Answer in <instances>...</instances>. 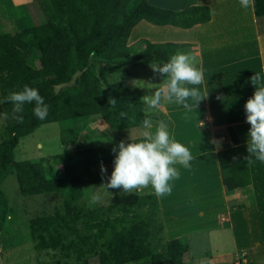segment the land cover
<instances>
[{
    "label": "trees",
    "instance_id": "obj_1",
    "mask_svg": "<svg viewBox=\"0 0 264 264\" xmlns=\"http://www.w3.org/2000/svg\"><path fill=\"white\" fill-rule=\"evenodd\" d=\"M32 3L44 15L39 25L33 24L26 7H18L12 0H0V11L19 26L16 33L0 32V112L6 114L0 141V177L15 175L24 198L57 199L51 212L29 219L36 252H60L76 264H90L92 258L100 264H189L185 261L191 250L189 238L167 239L159 199L151 187L145 193L114 194L108 207L88 206L87 190L103 182L101 163L105 168L114 166L113 148L122 141L141 142L143 136L109 146L68 151L40 161L45 164L51 160L52 165L48 166L51 170L62 167L58 176H50L47 166L44 175H38L36 165L42 163L17 161L15 151L22 138L47 124L64 125L60 139L63 146L79 141L80 134L66 124L80 119L99 117L114 132L142 128L145 118L142 94L123 82L110 81L111 69L130 64L142 68L153 63L163 65L177 52H190L191 46L186 43H154L144 38L131 44V39L135 40L133 34L144 22L183 30L209 24L213 20L211 7L199 4L174 11L155 6L151 0H32ZM253 7L261 23L264 0H255ZM25 85L38 89L49 106L46 119L34 115V103L25 104L22 113L13 111L14 105L7 97L11 92L22 91ZM59 87H63L60 92ZM111 98L116 99L114 106L108 102ZM159 120L167 123L163 111ZM247 147L232 146L229 140H224L218 152L231 212L250 204L237 203L234 199L237 192L252 193L250 205L257 204L251 161L246 159ZM8 204L6 198L1 200V221Z\"/></svg>",
    "mask_w": 264,
    "mask_h": 264
},
{
    "label": "crops",
    "instance_id": "obj_2",
    "mask_svg": "<svg viewBox=\"0 0 264 264\" xmlns=\"http://www.w3.org/2000/svg\"><path fill=\"white\" fill-rule=\"evenodd\" d=\"M30 1L17 2L14 0L16 5L23 2L28 4ZM182 1L178 6L168 5L162 0H151V3L174 11L183 10L192 5H208L212 9V22L205 24L207 26L201 25L190 30L164 27L162 29L167 30L170 37L157 42L186 43L191 45L190 48L194 47V43H200L203 59L199 67L203 68L204 81L208 79L207 87L201 90V94L202 97L208 96L198 106H195V101L189 99L188 103L192 106L191 112H187L181 105L171 104L170 106H174L179 112L176 116H174L175 109L165 113L167 123L169 118H173L175 140L188 147L193 156L196 157L191 161L190 168L175 165L180 172V178L170 181L172 185L171 195L158 198L165 224L166 237L168 240H175L191 236L192 233L221 230L223 229L222 222L227 215L230 225L228 229H230L233 236L236 250L245 251L250 261H259L264 259V251L261 252L260 250L264 247V184L263 187L258 186L260 189L259 195H261L259 199L262 203L258 202L257 205H248L247 208L242 210L230 211L218 160V152L221 149L218 143L222 144L223 141L217 139L214 131L216 127H220V124L226 126L231 123L232 125L228 126H237L236 132L239 130L242 134H247L248 138L250 125L245 123L246 114L241 112L240 106L236 105L239 98L235 97V93L238 86L248 87L249 90L254 89L253 93L256 91L251 83V78L258 74L255 71L257 68L264 67V34L261 33L264 27L259 29L258 24L260 21L255 16L254 7L245 9L241 6L239 0H185L187 1L185 3ZM243 19H245L244 22ZM231 20H233L231 24L228 23ZM228 24L230 25L228 26ZM156 28L159 29L160 27ZM234 52H237L238 57H233ZM239 80L242 82H239ZM261 84H264V71L257 87H260ZM188 86L189 88L196 87V85ZM210 87H213V90H210ZM210 101L213 104H210ZM219 103L222 104L220 108L225 106L227 109H218L217 104ZM203 111H206V114ZM229 111L233 112L232 116H228ZM205 117L208 120L211 118L215 120L212 123L214 128L208 124V130L199 131L197 129L199 121L201 122ZM237 143L238 139L235 138L232 146H237ZM244 143L246 144V142ZM240 145L242 144L240 143ZM246 145L248 146V143ZM251 160L254 162L255 170L260 169V161H255L254 157ZM253 172L252 169L254 183ZM255 172H257L256 176H259L258 171ZM262 180L264 181V177H262ZM151 190L153 191L152 188ZM190 194L192 196L189 200ZM247 210L257 211V217H253L254 222L250 221L258 231L257 241L253 240L252 234L248 233V227L243 222L240 227L242 226L245 235L242 233L240 239L237 236L239 228H237V223H234L235 217L246 214ZM212 220L214 222H211ZM220 220H222L221 227L216 228L215 226L220 224ZM189 230L191 232H188ZM260 252L263 253L262 256L255 259L250 258V255L255 256ZM223 255L217 256V258ZM195 262V260L192 261L193 264Z\"/></svg>",
    "mask_w": 264,
    "mask_h": 264
},
{
    "label": "rangeland",
    "instance_id": "obj_3",
    "mask_svg": "<svg viewBox=\"0 0 264 264\" xmlns=\"http://www.w3.org/2000/svg\"><path fill=\"white\" fill-rule=\"evenodd\" d=\"M17 2H22V0H15ZM182 0H162V2L167 3L168 5L178 6L181 4ZM189 1V0H188ZM3 2V0H2ZM12 2L15 4L14 0ZM183 3L187 1H182ZM16 5V4H15ZM18 7L25 8L32 16V22L34 25H39L44 20L43 12L39 9H36L35 5L32 3V0L27 3H19ZM233 20L228 21L231 24ZM245 19H243V22ZM0 23L1 28L0 32H8V33H16L19 31V26L16 25L15 22L9 19L7 15H4L2 11H0ZM228 24V26L230 25ZM259 29L264 27V22H259ZM23 26H27L26 23H23ZM264 30V28H263ZM261 31L264 34V31ZM168 36V37H167ZM170 34H168L167 30L162 28H156L155 26L149 25L148 23H144L141 25L133 34V39H131V44H136L140 39H149L150 41H154V43H163L157 42L161 40L169 39ZM214 43V42H213ZM181 44V43H179ZM194 47L190 48V52L198 53L199 64L198 67L201 66L202 56H201V47L200 43H194ZM191 46V45H190ZM199 47V48H198ZM141 50V49H140ZM187 53V52H185ZM237 52L233 54V57L236 58ZM152 66H157L156 63L151 64ZM149 65L146 68H142L135 64H130L127 66L114 67L111 69V74L109 75V79L112 82H123L127 87L138 90L142 97L145 95L151 94L154 89L147 88L143 82H150L155 85H160L163 83V77L159 74L155 73ZM261 77L262 72L264 71V67H259L255 70ZM213 79V78H212ZM245 80V79H244ZM143 81V82H141ZM207 80L204 81L201 85H196V88L200 89V91L207 87ZM211 81V79H210ZM241 80H239L240 82ZM242 82V81H241ZM262 85V84H261ZM189 87V86H188ZM204 87V88H203ZM63 87H59L57 90L62 91ZM210 90H213V87H210ZM254 90V89H253ZM253 90H249L248 87L242 88L238 86L235 97L239 98L236 103L237 106H240L241 112L246 114L245 112V104L250 99L254 93ZM256 90V88H255ZM252 93V94H251ZM252 95V96H251ZM247 100V101H245ZM214 101V100H213ZM242 101V102H241ZM245 101V102H244ZM1 97H0V111H2L1 106ZM143 103V102H142ZM196 103V102H195ZM213 102L210 101V104ZM217 103V102H216ZM172 103H166L164 107L158 111H156L153 115V119L159 120L160 111H163L164 114L167 111L171 112L174 108L171 107ZM196 105V104H195ZM144 106V105H143ZM170 106V108H169ZM179 106V105H175ZM198 106V105H197ZM213 106V105H212ZM218 109H227L225 106L221 107L222 104H217ZM179 110L176 108L174 110V116L177 115ZM206 114V111H203ZM202 112V113H203ZM218 112H220L218 110ZM1 113V112H0ZM176 113V114H175ZM233 112H228V116H232ZM171 120V121H170ZM173 118H169L168 126L170 135L175 136L173 129L174 122H172ZM213 118L209 119L207 117L204 118L201 122L204 127H201L200 124L197 126L199 131L208 130L209 125L213 126ZM247 123V122H245ZM248 124V123H247ZM232 125L228 123L226 126L220 124V127L215 128V136L220 141H228L230 144H233V140L235 138L238 139L237 146L241 144L248 143L247 134H242L241 131L238 130L236 132L237 126H228ZM249 125V124H248ZM4 126H5V118L4 116H0V141L4 135ZM64 127L62 123H53L38 126L36 131L20 140V143L15 151V158L17 161L31 160L37 163H42V159H51L53 156L57 154H61L64 152H72L76 150H84L88 147H96V146H109L113 142L121 141V140H130L134 138H139L142 136L143 128H136L130 130H124L119 132H114L110 128H108L105 123L99 117H92L87 119H80L76 121H72L66 124V127L72 128L80 134V139L75 145L63 146L61 144V130ZM214 128V126H213ZM178 142V140H176ZM235 143V142H234ZM219 147L221 148V144ZM239 144V145H238ZM221 150V149H220ZM51 157V158H50ZM255 158V157H254ZM252 161V160H251ZM256 161V160H255ZM254 162L252 161V169L254 170V185H253V193L255 194L257 203L261 202L259 199V191L258 186L263 187L264 177V162L260 161L259 168L255 170ZM43 165V166H42ZM42 165H36L37 174L44 175V169L47 166L52 165V161L49 160L47 163H42ZM107 172L103 175V182L101 185L92 187L87 190L89 193L88 197L86 196L87 203L89 207H108L110 205V198L114 194H122L127 192H122V189H107L106 187H102L103 185L109 182V178L114 170V166H107ZM263 169V170H262ZM62 167L55 166L53 170L48 168V172H50V176H58V174L62 173ZM258 171V175L256 176ZM258 180V181H257ZM260 182V183H259ZM150 188V187H149ZM149 188L144 189L143 191H139L141 193H145L149 190ZM132 192H135L132 191ZM153 192V191H152ZM94 194H99L100 200L98 203H91V197ZM252 193L246 192H237L235 194V201L237 203H250L249 197ZM192 194L189 196V200L191 199ZM3 198L7 200L9 203V207L7 208V212L5 213V217L3 220H0V264H38L39 262H47L51 264H76L77 262L74 259H67L61 255L60 252H51L45 251L42 253L36 252L34 248V244L31 240L30 228H29V219L37 216L41 213H49L51 212L53 206L56 204L57 199L54 196H42L33 199L24 198L21 196L19 192V186L17 183V179L15 175H7L0 177V203ZM247 200V201H246ZM248 204V205H250ZM257 205V204H256ZM254 206V205H252ZM9 210V211H8ZM257 211H249L247 210L246 214H242L240 216L235 217V222L237 223V236L240 239L241 234H244L243 228L240 227L241 223L246 224L248 227V233L252 234L253 240H258V231L256 230L255 225H253L250 221L254 222V216H256ZM255 214V215H254ZM257 217V216H256ZM2 219V218H1ZM222 219V218H221ZM228 216L224 217V221L220 220V224L215 226L216 228L221 227V222L223 229L221 230H209L204 233H192L191 236H188L189 241L191 242L192 248L190 255L185 256V261L189 264L192 261H196L195 264H237L239 260L246 259L247 263L250 264L249 256L245 251H237L235 248L233 236L231 235V231L229 228V221L227 220ZM211 222H214L212 220ZM212 227V228H215ZM188 232H191L189 230ZM245 235V234H244ZM183 238V237H182ZM262 247V245H261ZM261 252L264 251V247H262ZM258 253L255 256H251L252 259L260 257L263 253ZM222 257L217 258V256ZM226 255V256H225ZM216 257V258H214ZM212 258V259H211ZM203 259V260H202ZM202 260V262H201ZM257 264H264V259L259 261H254ZM90 264H100L99 260L96 258H92L90 260ZM133 264V263H131Z\"/></svg>",
    "mask_w": 264,
    "mask_h": 264
},
{
    "label": "clouds",
    "instance_id": "obj_4",
    "mask_svg": "<svg viewBox=\"0 0 264 264\" xmlns=\"http://www.w3.org/2000/svg\"><path fill=\"white\" fill-rule=\"evenodd\" d=\"M245 9L254 6L255 0H239ZM198 53L177 52L163 65L152 66L155 73L164 77L163 83L155 85L143 82L147 88L154 89L149 95L142 97L145 118L142 121L143 139L141 142H120L113 148L115 153L114 170L109 182L102 187L107 189H122V192L143 191L151 187L157 198H162L172 193L170 181L180 178V172L175 165L184 168L191 167V161L196 157L184 144L177 142L170 135L169 126L164 120H154L153 114L162 109L166 103L183 106L187 112L192 111L189 99L196 102L197 106L206 97H202L200 89L189 88L188 85H201L204 83V72L198 67ZM261 80L259 74L251 78V83L256 88L254 95L246 102V122L250 125L248 133L249 156L246 159L264 162V84L257 87ZM7 101L14 105L15 113H22L25 104H35L34 115L44 120L49 113V106L36 88L24 86L22 91L11 92ZM109 104L114 106L116 99H109ZM124 116V113H121ZM0 116L6 114L0 113ZM22 119V117H20ZM201 127L203 123L199 121ZM101 172L107 169L101 163ZM99 194L91 197V203H98Z\"/></svg>",
    "mask_w": 264,
    "mask_h": 264
},
{
    "label": "built area",
    "instance_id": "obj_5",
    "mask_svg": "<svg viewBox=\"0 0 264 264\" xmlns=\"http://www.w3.org/2000/svg\"><path fill=\"white\" fill-rule=\"evenodd\" d=\"M237 264H248L246 259H241Z\"/></svg>",
    "mask_w": 264,
    "mask_h": 264
}]
</instances>
